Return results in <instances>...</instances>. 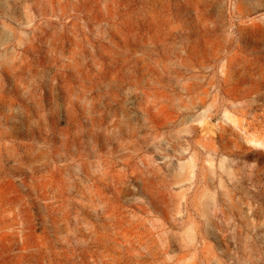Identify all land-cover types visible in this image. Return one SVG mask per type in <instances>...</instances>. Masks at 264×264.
Returning a JSON list of instances; mask_svg holds the SVG:
<instances>
[{"label":"rangeland","instance_id":"1","mask_svg":"<svg viewBox=\"0 0 264 264\" xmlns=\"http://www.w3.org/2000/svg\"><path fill=\"white\" fill-rule=\"evenodd\" d=\"M9 1L0 264H264V0Z\"/></svg>","mask_w":264,"mask_h":264},{"label":"crops","instance_id":"2","mask_svg":"<svg viewBox=\"0 0 264 264\" xmlns=\"http://www.w3.org/2000/svg\"><path fill=\"white\" fill-rule=\"evenodd\" d=\"M20 5H23V3L22 4L20 3ZM20 5H18L14 1L0 0V15H4V14H6V15H13V14L17 15L19 12L15 11V10H17V8H20ZM6 8H9L8 9L9 11L8 10H4ZM8 24H9V26L7 28L5 27V26H7V24L0 26V57L4 53L3 48L4 47H10L11 43H12V41L10 39V31H11L10 28H12L13 24L12 23H8ZM3 28H6V33H7L6 35L8 37L6 41H5V39L3 40V38H2L3 35L1 34ZM15 28H16V26H14V29ZM28 32L29 31L27 30L26 33L28 34ZM16 38H17L16 40L18 42V35L16 36ZM22 43H23L24 46L25 45L28 46L29 41H28V39H22ZM30 43L33 44V40H30Z\"/></svg>","mask_w":264,"mask_h":264}]
</instances>
